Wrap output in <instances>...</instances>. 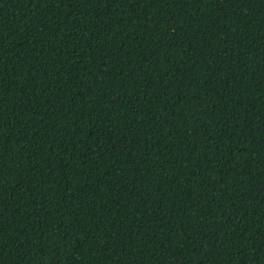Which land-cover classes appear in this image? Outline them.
<instances>
[{"label":"trees","instance_id":"1","mask_svg":"<svg viewBox=\"0 0 264 264\" xmlns=\"http://www.w3.org/2000/svg\"><path fill=\"white\" fill-rule=\"evenodd\" d=\"M0 264H264V0H0Z\"/></svg>","mask_w":264,"mask_h":264}]
</instances>
